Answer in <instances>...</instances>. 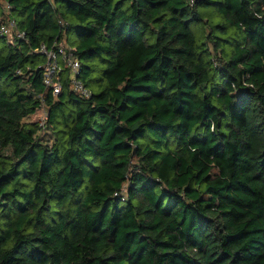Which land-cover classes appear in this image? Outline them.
Returning <instances> with one entry per match:
<instances>
[{
    "label": "trees",
    "instance_id": "1",
    "mask_svg": "<svg viewBox=\"0 0 264 264\" xmlns=\"http://www.w3.org/2000/svg\"><path fill=\"white\" fill-rule=\"evenodd\" d=\"M10 22L0 264H264V0H0ZM70 32L88 98L33 52Z\"/></svg>",
    "mask_w": 264,
    "mask_h": 264
},
{
    "label": "built area",
    "instance_id": "2",
    "mask_svg": "<svg viewBox=\"0 0 264 264\" xmlns=\"http://www.w3.org/2000/svg\"><path fill=\"white\" fill-rule=\"evenodd\" d=\"M9 8V6H8ZM60 25H64L62 20H58ZM14 23L1 24L0 35L6 36L8 41H11L10 30L13 28ZM17 38H23L22 32H16ZM14 37V36H13ZM35 53L42 54L45 58V62L42 65L43 68V82L46 87L52 90L53 95H56L61 90V73L65 71L69 80L70 88L75 93L82 97H90L91 91L84 83L78 78L81 69V63L75 49L72 46H67L64 41L53 42L51 45L41 43L37 48L33 50ZM47 120L38 121L40 125H43Z\"/></svg>",
    "mask_w": 264,
    "mask_h": 264
},
{
    "label": "rangeland",
    "instance_id": "3",
    "mask_svg": "<svg viewBox=\"0 0 264 264\" xmlns=\"http://www.w3.org/2000/svg\"><path fill=\"white\" fill-rule=\"evenodd\" d=\"M3 4H4L3 5V10L5 12H7L6 3L4 2ZM10 33H11V37H9V38L13 39V36H14V29L13 28L10 30ZM74 40H75V34H74V32H70L69 35H68V39L64 40V43L67 46H72L73 47ZM2 48H3V43L0 41V49H2ZM45 118H46V108H45V106L42 105V107H40V109L37 111V113L34 114L33 116L27 118V120L28 121H42ZM48 136H49V134L48 135H44L43 139H47Z\"/></svg>",
    "mask_w": 264,
    "mask_h": 264
}]
</instances>
